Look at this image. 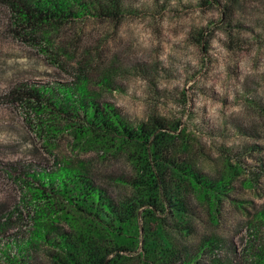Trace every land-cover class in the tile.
<instances>
[{"label": "rangeland", "instance_id": "rangeland-1", "mask_svg": "<svg viewBox=\"0 0 264 264\" xmlns=\"http://www.w3.org/2000/svg\"><path fill=\"white\" fill-rule=\"evenodd\" d=\"M122 2L116 18L91 12L63 27H34L31 38L14 33L12 13L0 2V264H50L58 235L73 231L62 219L41 230L45 201L22 180L44 175L53 184L49 177L67 169L117 202L134 194L127 149L78 142L63 118L51 120L15 102L10 92L20 86L52 91L50 100L62 91L81 92L114 107L134 129L152 119L164 122L176 136L171 160L218 195L214 209L210 198L181 182L183 219L169 210L156 213L175 249L169 264H258L264 247V0ZM60 108L68 109L65 101ZM228 170L232 177L221 185ZM143 225L140 219L138 246L120 253V264H142ZM150 227L159 228L157 222ZM40 231L46 239L36 236Z\"/></svg>", "mask_w": 264, "mask_h": 264}, {"label": "trees", "instance_id": "trees-1", "mask_svg": "<svg viewBox=\"0 0 264 264\" xmlns=\"http://www.w3.org/2000/svg\"><path fill=\"white\" fill-rule=\"evenodd\" d=\"M12 13V26L18 36L32 37L34 27H63L79 16L91 12L107 18H116L122 9V0H0ZM61 98L52 91L24 86L13 89L10 97L23 106H31L38 114L52 115L51 120L63 118L75 129L78 142H90L107 151L127 149L135 170L131 182L133 196L117 202L104 190L93 185L77 171L62 170L42 181L22 180L33 197L45 201V208L38 219L45 232L49 222L62 219L71 225L72 233L59 234L53 246L50 264H120L125 258L120 254L138 246L140 219L143 220L144 238L142 264H169L175 252L173 243L165 235L163 223L157 212L167 210L179 219L187 213V201L180 194V183L186 182L204 198H210L214 209L218 195L205 189L199 178L177 161H172L173 142L176 136L165 123L152 119L136 129L123 123L119 112L108 104L100 106L93 100L84 99L79 92L62 91ZM65 93V94H64ZM59 100V101H58ZM68 109H61L64 103ZM42 114V115H43ZM59 117H56L55 115ZM51 122V121H50ZM50 125V132H56ZM175 177V183L168 177ZM231 170L221 180L229 183ZM45 179V180H44ZM179 187V188H178ZM259 218L264 220V212ZM157 222L158 231L152 232L150 223ZM37 233L41 240L44 232ZM119 252V254H117ZM112 255V257H110ZM258 264H264V247L257 254Z\"/></svg>", "mask_w": 264, "mask_h": 264}]
</instances>
